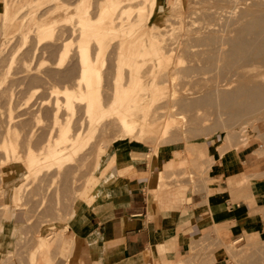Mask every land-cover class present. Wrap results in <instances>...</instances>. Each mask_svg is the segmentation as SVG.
Segmentation results:
<instances>
[{
	"label": "rangeland",
	"instance_id": "1",
	"mask_svg": "<svg viewBox=\"0 0 264 264\" xmlns=\"http://www.w3.org/2000/svg\"><path fill=\"white\" fill-rule=\"evenodd\" d=\"M7 1L11 6V15H16L17 18L12 22H6L8 24L5 25L0 17V30L4 31H0V132L3 131V126L7 125L6 122L8 123L10 107H14L13 113H15L17 121L23 120L26 124V130L21 133L20 137L21 143L25 142L21 144L23 147H21V153L25 156L20 154L24 156V159L26 158V151H24V148L25 145L27 146L26 141L28 140L29 142V139H27L24 133L33 129L36 135L33 137L34 139L32 138L30 140V145L33 147L34 153L38 156V153H40L44 145L47 144V141L44 140H47L48 132L51 133L48 136H54V139L52 138L53 142L58 141V129L54 127V115L58 105L60 106L58 120L62 124L69 120L73 127L70 132L72 139L70 138L68 141L63 142L64 146L67 143L66 150H68L67 152L64 150V154L60 155L57 159H60L62 156L61 159H63L65 155L69 154L74 155V159L64 166V168H61L62 170L60 169V171L55 169L57 165L54 163H43L45 165L43 168L45 167L46 170H44V168V171L40 172L39 176L37 173V175H26L27 177L25 178L24 166L21 163L17 164L16 167H19L21 170L18 179L25 185L22 191V199L19 200L16 206L9 197L2 194L3 191H1V189L4 188L1 182V173L6 171L9 166L4 167L1 163L2 160H0V232L5 226L8 227L7 240L3 246H0V264H32L31 255L33 252L38 251L37 244L39 240L41 238L46 240L49 237H54L53 235L56 233L57 228L68 227L77 212L84 211L85 208L82 207V205L87 204L84 196L88 191L92 190L93 185L96 183L95 177L99 170V167L96 168V164L99 159L101 160L103 153L110 147L103 157V160H108L114 151V144L120 148L125 146L129 140L136 141L130 137H118L120 134V127L117 119L114 117V112L120 108V102L125 95L124 92L128 88L129 78L126 76L130 77L133 71L132 66L127 63L126 51H124L123 48L117 47L116 45L118 44L120 46L121 44H126L128 40L133 39L140 40V42H147L154 39L150 35L151 32L156 31L155 34H160V37L157 39H160V41H156V43L158 45L159 43L161 44L160 47H162L160 52H163L159 53L158 56L155 55L158 58L154 56L153 59V57L150 56L151 58L149 57L146 60L145 65L142 67L141 75H143L144 80L145 78L149 80L155 77V80L160 82L159 86L165 91V96L154 105H148V107H150V118L154 120V122L149 121L146 123L144 131L149 138L144 141L143 139L138 140L142 141V143L144 142L147 147L152 150L155 149L154 147L156 146L154 150L156 154H158L159 148L178 149L170 154H166V162L160 173V182L159 173L157 175L158 186L152 190H157L156 195L158 197L162 194V196L167 198H175L179 188L185 192L182 200L186 199L185 194H187L189 189H193V191L207 190L210 194L214 192L216 189L211 190L213 184L216 183V180L222 181L220 175H214L218 173L219 170L217 165L221 164L220 154L223 151L224 159H227L231 151L237 148L236 146L234 148L235 142L238 147L248 144H253V147L259 146L262 152H264V103L260 105V110L259 107L257 108L260 113L255 110V112H251L249 115L244 114L243 116L241 115L240 118H238L239 116L237 118L235 117L234 120L222 106L216 103L185 108L180 104V100H177L184 95L190 97L194 92L201 90L206 79H210V81L206 80L207 82L205 83H210L215 79H212V77H216L213 75H217V71L211 72L210 70L199 68L204 62H201L203 60V52L202 57H200L201 53H195L198 51V48L199 50L201 49L200 52L203 51L202 48L204 45H196L197 47L195 45L192 46L191 44L194 43L192 37L195 38V34L189 35L191 33L187 30L189 26L195 28L202 23V19H200L201 12H199L202 9L201 0H177V4H175L176 0H156L153 8L150 6L151 2L149 0H139L141 4H139V1H136L134 4L136 8L133 5L132 8L127 7L119 11L120 16L115 19V22L119 24V27L122 23L125 25L121 28L116 27L114 29L120 36L117 34V38L111 37V39H109L110 41L108 40L110 43L107 42L108 44L106 43L107 45L104 47V49H106L104 50L105 52L101 61V77L96 90L98 106L99 108H104L106 111L105 117L102 119L98 109L90 115L87 114L86 111L84 112V105H86V103L80 101L76 102V107L72 110L67 109L64 105L65 95L63 89L66 85L70 88L71 86L76 87L75 85L77 84L75 83L79 82V79H76L79 78L78 71L80 70V60L78 61V46L81 39L77 37L80 31V26L76 23L78 12H82L80 10H83L82 8L88 4L92 15L90 16L94 18L98 15L100 9L107 3L106 0H85L87 2L89 1L87 4H82L81 0H59L54 2L53 0ZM230 1L231 0H229V2ZM238 1L240 0H235V2ZM229 2L227 1L225 5L232 8L233 4H229ZM52 5L54 6L52 7ZM236 5H234V9ZM240 5L241 4L237 6ZM139 7L144 9V12H141L142 18L139 16L140 12L137 10ZM177 7L180 8L178 9ZM175 8H177V11ZM233 8L229 10H234ZM151 9H153V16L151 15ZM196 12H198V15L195 14ZM143 13L147 14V17H145L146 15L144 14V16ZM44 14L46 16H44ZM65 17L72 18L66 21L64 19ZM198 18L200 22H198ZM117 19H121V21H116ZM51 20H58V24H56L55 28V31L58 32L54 31L53 36L41 39L37 35V26ZM65 23L67 24L65 25ZM169 24L170 26L168 27ZM67 25H70V27ZM24 26H28L27 29L24 30ZM152 26L158 27L153 28ZM59 27L61 28L60 30L58 29ZM71 29L74 31L72 32ZM187 31L188 34H185ZM23 34H26V38L23 37ZM161 34L164 36H161ZM54 36L57 37L55 38ZM187 37L192 43L189 42ZM186 38L190 43H188L189 46H187V48L190 47L191 49L189 48L188 53L186 48L187 51L185 50V52L189 55L184 54L181 50L182 48H180L183 46L181 45L182 41H184V39L186 40ZM165 44L166 47L164 48L163 46H165ZM66 45H68V52L63 54L62 51ZM95 47H97V43L93 42V44H91L92 54L97 52V48ZM226 47H228V45H226ZM190 54H193L194 57ZM147 56L148 55H146V57ZM194 58L197 60H194ZM115 61L117 62L116 64ZM140 63L141 62L138 63L137 60L133 65ZM196 63H198V66H196ZM192 64H194L195 67ZM190 65L193 66L194 70ZM234 66L237 67V65ZM187 67H190L191 71L187 69ZM196 67L198 68L195 69ZM236 67L232 68V70L231 68L222 69L224 72H228L225 73L226 76L223 75L222 78L228 77L224 78L226 80L235 79L234 76L236 77L237 75L232 71L236 72ZM226 69L230 71H225ZM203 70L210 72L205 73ZM103 71L105 73L104 75ZM219 72L221 71L219 70ZM125 79H128V81H125ZM124 82L127 83L124 84ZM235 84L237 85V83L234 82L231 86L235 87ZM111 87L115 89L111 90ZM232 87H230V89ZM112 92L119 93H114L115 95H113ZM146 92L150 93V90H146ZM187 93L190 94L188 95ZM200 93L198 92L199 96ZM112 95L115 98H113L114 100L112 99ZM195 95L197 94L194 93L192 96ZM146 96L147 94L144 95V97ZM27 108L30 109V111ZM137 113L142 115L141 110H138ZM14 119L16 120V118ZM2 121L4 123H2ZM154 123L157 124V129L155 131L151 129ZM79 132L81 134L83 133V137L78 136ZM226 134H231L232 136ZM227 136L230 137V141L227 140L229 139ZM1 137L2 136H0V158L2 152V157L5 155L1 146ZM74 139L76 141L79 139V143L77 142L76 144ZM42 140L45 143H43ZM242 140H245L246 143H243ZM69 142H71L70 146L72 147H68L70 144ZM42 144L43 147L40 148ZM101 148H104L103 153H101ZM42 161L43 160L38 162ZM52 166H54V169ZM35 168L36 167L33 168V172ZM106 175L107 178L104 180L103 187L108 179V172ZM228 182L232 186L231 179L228 180ZM234 200L237 199L234 198ZM6 203H9V207H6ZM234 226L237 232L236 224H234ZM241 237L243 238L241 239ZM234 240L236 241L235 244H233ZM180 241H182L181 237ZM230 244L233 245L232 249H235V253L238 254L235 259L228 253L227 247H230ZM168 252L171 254V251ZM59 253L62 257L66 258L67 253L63 250L59 252V242H56L51 251L52 257L54 258L53 264H56L55 260L57 258H55V256L57 257ZM217 254L220 256L224 255L225 258L219 264H264V236L260 235L258 232H251V230H245L242 235L232 238L229 237L228 240H226L220 231H215V235L193 236L188 251L185 253L177 252V254L168 258L167 263L216 264L218 261V259H216ZM162 260L163 259L160 257L158 258L159 262H162ZM155 261L158 262L157 259ZM48 263L49 262L46 261V263L44 262L41 264Z\"/></svg>",
	"mask_w": 264,
	"mask_h": 264
},
{
	"label": "bare ground",
	"instance_id": "2",
	"mask_svg": "<svg viewBox=\"0 0 264 264\" xmlns=\"http://www.w3.org/2000/svg\"><path fill=\"white\" fill-rule=\"evenodd\" d=\"M54 1H59V0H53V2ZM81 1H82L81 2L82 4H87L89 2V1L87 2L85 0H81ZM136 1H139V0H106L107 3L100 9V12L98 13L97 16L95 15L96 17H94V18L91 17L92 15H91L90 8H89L88 4L82 8L83 10H80L82 12H80V13L78 12L76 23H78V25L80 26V28L78 27L80 29V31L78 33L79 36H77V37H79L81 39H80V43L78 46L79 56L77 55L79 58V59L77 58L78 61L80 60V70L78 69L79 70L78 71L79 72V78H76V79H79V82L75 83V84H77V85H75L76 87L71 86V88H70L69 86L66 85L65 88L63 89L64 95H65V98H64L65 104L64 105L67 109L72 110L74 107H76V102L80 101V102L86 103V105H84L85 106L84 112L86 111L87 114L90 115L91 113L96 111V109H98L100 111L101 119L103 117H105L106 111L104 110V108H99L98 102H97V96H96L97 86L99 84V80L101 77V61H102L103 54L105 52L104 50L106 49V48L104 49V47L108 43H110V42H108V40L111 39V37H116L119 35L118 33H116V31H114V29L116 27H119L118 26L119 24H117V22H115V19L120 16L119 11L123 10L127 7L132 8ZM145 1H148V0H145ZM149 1L151 2L150 6H152V8H153L154 4L156 3V0H149ZM227 1L229 2V0H201V3H202L201 8L202 9H201V11H199V12H201V16L200 15L199 16H200V19H202V23H200L195 28H193L189 25H188L189 28H187V30H189V33H191L189 35L195 34V38L192 37L194 43L191 45L192 46L193 45H195V46L196 45H204V47L202 48L203 51L200 52L201 49L199 50V48H198L197 52L195 51L196 52L195 54H197L198 52H199V54L201 53L200 57H202V52H203V60L201 58L197 57L198 59L202 60L201 62L204 61L203 65H201L202 64L201 62H199V63H201L200 64L201 66L199 68H202L205 70H210L211 72L217 71L216 72L217 75H213L216 77H212V79L213 78H215V79H213V80L211 79L212 81L210 83L209 82L205 83L207 81H210V79H208V80L206 79L207 81L205 80L204 84L202 83L203 88L201 87V90L194 92L197 95L192 96V95H194V93L192 95H190V97L187 95H184L177 100H180V104L182 105V107H185V108H191L193 106H200V105H205V104L216 103L217 105L222 106L235 120V117L237 118L239 116L238 118H240L241 115L242 116L244 114L249 115V113L255 112V110L259 112L260 105H263V103H264V0H240L238 2H235V0H231L229 2V4H231V3L233 4L232 8L234 7V5H236V3H237V5L241 4L240 6L236 5L235 9L233 8L234 10H229L232 8L225 5ZM139 4H141V2ZM175 4H177V0H176ZM178 5H180V4H178ZM53 6L54 5H52V7ZM137 6H139V5H137ZM135 8H136V6H135ZM177 8H175L176 11H177ZM137 10L140 12L139 16H141V18H142L141 12L144 9L142 7H139V8H137ZM173 10H174V8H173ZM199 10H200V8H199ZM97 11H98V9H97ZM47 12H49V11H47ZM125 12H127V11H125ZM133 12H134V10H133ZM152 12H153V9H151V15L153 16ZM224 12H226V13H224ZM62 13H60V14H62ZM145 13H143V15ZM148 13H149V11H148ZM193 14H194V12H193ZM195 14L198 15V12H196ZM57 15H59V14H57ZM145 15L144 16L147 17V14H145ZM44 16H46V15L44 14ZM174 16H176V15H174ZM0 17L3 20L5 25L8 24L6 22H8V21L12 22L17 18L16 15H11V6L9 5L7 0H0ZM145 17H143V18H145ZM71 18L65 17L64 19L66 21H68ZM118 20L121 21V19H117L116 21H118ZM178 20H179V18H178ZM198 20H199V18H198ZM122 21H124V20H122ZM57 22H58V20H51V21H48L46 23H41L36 28L37 35L41 39L53 36L55 28H56V24H58ZM198 22H200V20ZM192 23H195V22H192ZM66 24L67 23H65V25ZM68 24H70V23H68ZM186 24H187V22H186ZM124 25L125 24L122 23L119 28L123 27ZM190 25H192V24H190ZM67 26L70 27V25H67ZM169 26H170V24L168 25V27ZM27 27H25L23 29L25 30V29H27ZM60 27L58 28L59 30L61 29ZM155 27H158V26H155ZM155 27H153V28H155ZM62 28H63V26H62ZM167 30H169V29H167ZM71 31H72V29H71ZM169 31H171V30H169ZM55 32H58V31H55ZM155 33H156V31L151 32V34H150L151 37L154 38L155 40L152 39L151 41L140 42V40L133 39V40H128V42L126 43L127 46H126V44H123V45L121 44L120 46H119V44L116 45L117 47L123 48V50L126 51L125 53L127 55V59H126L127 63H128V65L132 66V69H133V71L130 74V77L126 76L127 78H129V83H128L127 90L126 91L124 90L125 95H124L122 101L120 102V108L114 112V117L117 119V122L119 123V127H120V134L118 135V137H130L131 139H134V140L143 139V141L145 139H148L149 137L145 134V131H144L145 127H146V123L149 121L154 122V120H152L150 118V114H149L150 107H148V105H154L157 101H160L161 98H163L165 96V91L163 90V88H161L159 86L160 82L156 81L155 77H153L149 80H147L145 78V80H144L143 75H141L142 67L145 65L146 60L150 56H152L154 59L155 55L158 56L159 53L163 52V51L160 52V49L162 47V46L160 47L161 44L159 43V45H158L156 43V41H160V39L157 40L158 37H160L159 36L160 34H158V33L155 34ZM185 34H188V31ZM0 35H1V33H0ZM23 35H24L23 37L26 38V34H23ZM161 36H164V35L161 34ZM62 37H63V35H62ZM69 37H71V36H69ZM187 38H186V40L184 39V41H182L181 45H183V46L180 47V48H182L181 50L184 52V54L189 53L190 47L187 48V46H189V44L192 43V41H190L188 38V40L190 42L189 43L187 41ZM161 41H163V40H161ZM57 42H58V38H57ZM62 42H63V40H62ZM93 42L97 43V47H95V48H97L96 49L97 52H95L94 54H92V51H91V44H93ZM148 42H150V43H148ZM226 45H228V47H226ZM63 47H64V45H63ZM163 47L165 48L166 44ZM174 48H172V49H174ZM186 48L188 50V53L185 52ZM116 51H117V49H116ZM166 51L170 52L169 50H166ZM62 52H63V54H66L68 52V45H66L65 48H63ZM117 53H119V52H117ZM190 53H191V51H190ZM146 55H148V56L146 57ZM190 55L192 57H194L193 54H190ZM157 56H155V58H158ZM189 58H190V56H189ZM137 60H138V63L139 62H141V63L133 65ZM191 60H193V59H191ZM194 60H197V59L194 58ZM116 63L117 62L115 61V64ZM193 63H194V61H193ZM192 65L194 66V64H192ZM234 65H237V67ZM193 66L190 65V67L192 69H193ZM196 66H198V63H196ZM190 67H187V69L190 70L191 69ZM234 67H236V72L235 71H232V72H234L235 75H237L236 76L237 78L235 76H234L235 79H232V80L224 79V78H228V77L222 78L223 75L226 76L225 73H228V72H224V70H222V69L231 68V70H232V68H234ZM197 68L198 67H196L195 69H197ZM111 69H113V68H111ZM205 70H203V72ZM219 70L222 73L223 72L224 73L222 74L221 72H219ZM227 70L228 69H226L225 71H227ZM105 71H106V69H105ZM210 71H208V72L205 71V73H209ZM228 71H230V70H228ZM78 72H77V74H78ZM104 74L105 73L103 71V75ZM110 76H111V74H110ZM230 79H231V77H230ZM125 81H128V79L127 80L125 79ZM234 82L237 83V85L235 84L236 86L232 87L231 85H232V83L234 84ZM125 83H127V82H124V84ZM110 86H112V85H110ZM230 87H232L233 89L232 88L230 89ZM113 89H115V88H113ZM113 89L111 87V90H113ZM146 90H150V93H147ZM116 91H117V89H116ZM198 92L199 93L201 92L200 96H199ZM97 93H98V91H97ZM112 93H113V95H115L117 92L116 93L112 92ZM146 94H147V96L144 97V95H146ZM187 94L189 95L190 93H187ZM98 97H99V94H98ZM113 98H114V96L112 97V99ZM118 98H119V96H118ZM113 105H115V104H113ZM11 107H10V113H8L9 114L8 123L6 122L7 125L3 126L4 129H2L3 130L2 132H0V134H1L0 136H2L1 137V146H2L4 154H5L2 157L3 152L1 151L2 152V154H1L2 159L0 158V160H2L1 163L3 164L4 167L9 166V168L6 171H3L1 173V182H2V185L4 188V189H1V191H3L2 194L4 196L9 197L11 199L12 203L13 204L15 203L14 205L16 206L18 204L19 200L22 199V191H23V188L25 185L24 183L20 182L21 180L18 179L20 176L21 170L19 167H16L17 164L21 163L24 166V169H25L24 178L27 177L26 175H32V174L37 175V173L39 176L40 172L46 170L45 167H44L45 169L43 168V166H45L43 163H46V162H47L46 164H50V163L56 164L57 166L55 165L56 166L55 169L60 171L61 168H64V166H66L68 163H70L71 160L74 159V155L69 154V153H68L69 155L64 156V158L67 156L65 159L64 158L61 159L63 156L60 158L61 160L57 159V158H59L60 155L64 154V150H66V148H67V146H66L67 143L64 146L63 142L68 141L70 138L72 139L70 132H71L73 126L71 125V122L69 120L67 122H65L64 124H62L58 120V112H59L60 106L57 105L56 112L54 115V124H55L54 127H56L58 129V135H57L58 141L53 142L52 138L54 136L53 137H51L52 135L48 136L49 134H51L50 132H48L47 140L46 139L44 140V141H47V144L44 145V147H43V144H42V146H40V148L41 147H43V148L41 149V152L38 153V156H37L33 151V147L30 145V140L33 137H35L36 132L33 129L29 130L30 132L26 131L27 133H24V134L27 136V139H29V142H28V140L26 141L27 146L24 144L25 145L24 151H26V158L24 159L23 157L25 155L23 153H21V147H22L21 144H23L25 142L21 143L20 137H21V133L25 132V130H26L25 129L26 124L24 123L23 120L20 121L18 119L19 121H17V117L15 116V113H13L14 107H12V108ZM104 107H105V105H104ZM258 107H259V110H257ZM28 110L30 111V109H28ZM138 110L142 111V115L137 113ZM254 114H256V113H254ZM18 116H19V114H18ZM14 118H16V120ZM256 119H254V120H256ZM258 121H259V119H258ZM4 122H5V120H4ZM4 122L2 121V123H4ZM0 124H1V122H0ZM250 124H252V123H250ZM156 125L157 124L154 123V125L151 126V129H153L155 131L157 129ZM34 126H35V124H34ZM231 132H232V130H231ZM80 134L81 133L79 132L78 133L79 137L82 136L83 133L81 135ZM25 135H24V137H25ZM226 135H229V134H226ZM229 136H227V138ZM262 137H263V135H262ZM78 140L77 141L75 140L76 144H77V142L79 143ZM227 140L230 141V137ZM42 141H41V143H42ZM44 141H43V143H45ZM239 142H241V141H239ZM242 142L246 143L245 140H242ZM69 143L70 144L68 145V147L71 145V142H69ZM231 146H232V144H231ZM235 146L238 147L236 145V142H235L234 148H235ZM70 147H72V146H70ZM40 148H39V150H40ZM154 148L156 149V146ZM101 149H102L101 153H103L104 148H101ZM155 149H153V151ZM229 149H230V147H229ZM67 150H66V152H67ZM22 152H23V150H22ZM20 153L23 154L24 156L21 155ZM223 153L224 152L222 151V153L220 154V157H224ZM41 160H43V161L38 162ZM100 165H101V160L99 159L98 163L96 164V168L100 167ZM34 167H36V168L34 169V172H33ZM52 168L54 169V166H52ZM246 179H247V177H246ZM242 181H244L243 178L240 181V183ZM90 192L91 191H88L86 194L84 193L85 194V196H84L85 201L87 203L93 199ZM152 193L157 194V190H152ZM183 196H184V191L179 188L177 196H175L174 199L182 200ZM6 207H9V203H6ZM7 229H8V227L5 226L4 229L1 230V232H0V246H3L5 241L7 240V236H8ZM64 231L65 230H61L59 232H56L53 235L54 241H60L62 236H63ZM242 238L243 237H241V239ZM179 241H180V237L177 235L168 236L165 239H163L162 241H160L159 247L165 248L166 251H171V254H169V252H167V254H165L166 256H165V258H163L162 262L161 261L159 262L158 260H157L158 262H156L153 260L154 261L153 264H168L167 260H168V258H170L174 255ZM238 241H239V238H238ZM235 242L236 241L234 240L233 244H235ZM49 243L50 242L41 238L37 244V248L39 250L42 248L44 249L47 245H49ZM232 247H233V245L230 244V247H227V250L229 251L228 253H230L231 256L235 259L236 255H238V254L235 253V249H232ZM46 254H47L46 252L40 253L38 256V251L33 252L31 255L32 264H40L42 262V260H44L46 258ZM221 257H224V255H221V256L219 254L216 255V259H218V260ZM256 262H257V260H256Z\"/></svg>",
	"mask_w": 264,
	"mask_h": 264
},
{
	"label": "crops",
	"instance_id": "3",
	"mask_svg": "<svg viewBox=\"0 0 264 264\" xmlns=\"http://www.w3.org/2000/svg\"><path fill=\"white\" fill-rule=\"evenodd\" d=\"M114 147L108 160L103 157L110 147L101 157L90 192L93 199L82 205L87 209L77 212L68 227L57 228L56 232L65 230L60 241L46 239L49 245L38 249V256L47 253L41 263L53 264L56 242L59 252L67 253L66 258L55 256L56 264H153L165 258L168 251L159 242L168 236L182 238L174 255L187 252L193 236L215 231L226 240L245 230L264 236V152L259 146L241 145L227 159L220 157L214 175L222 181L211 187L216 190L210 194L189 189L185 200L151 193L158 186V173L160 182L166 154L178 149L159 148L156 154L138 140Z\"/></svg>",
	"mask_w": 264,
	"mask_h": 264
}]
</instances>
